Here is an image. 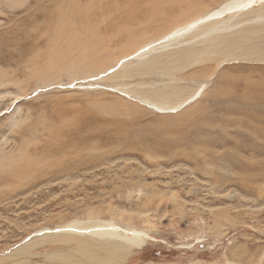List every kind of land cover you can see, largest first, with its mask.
<instances>
[{"label":"rangeland","instance_id":"rangeland-1","mask_svg":"<svg viewBox=\"0 0 264 264\" xmlns=\"http://www.w3.org/2000/svg\"><path fill=\"white\" fill-rule=\"evenodd\" d=\"M0 1V264H264V2Z\"/></svg>","mask_w":264,"mask_h":264},{"label":"bare ground","instance_id":"bare-ground-1","mask_svg":"<svg viewBox=\"0 0 264 264\" xmlns=\"http://www.w3.org/2000/svg\"><path fill=\"white\" fill-rule=\"evenodd\" d=\"M4 1V3L5 4H11V1L10 0H3ZM256 1H260V3L261 2H264V0H245V1H243L242 3H239V4H236L235 6H233V7H235V8H228L227 6H231L232 5V3H227V4H225L224 5V7H222V8H220V9H218V10H216V11H214V12H211V13H209V14H207L206 16H203V17H201V18H199V19H197V20H194L193 22H190V23H188V24H186L185 26H183V27H181V28H179L178 30H176V31H174V32H172V33H170L169 35H167V38L168 37H171V36H176V35H188L187 34V32H185L186 30H187V28H188V32H192L193 30H194V28H196L198 25H201V24H204V23H207V22H210V21H214V19L215 20H218V19H222V18H224L223 16H225L227 13H229V12H235V11H238V10H243V9H245V8H248V9H251V6H252V8H253V5H254V3L256 2ZM1 2V1H0ZM243 5V6H242ZM227 7V8H226ZM224 8H226L225 10H221V9H224ZM248 9H246V10H248ZM228 10H230V11H228ZM223 13H226V14H223ZM198 21V22H197ZM196 22V23H195ZM194 23V24H193ZM193 24V25H192ZM166 38V37H165ZM161 45V44H160ZM163 47H166L165 46V44H164V46ZM154 46L153 45H150V46H148V47H146V48H142L141 49V51L142 52H144V51H148V50H154ZM136 57H139L140 56V52H138L136 55H135ZM225 78V77H224ZM232 78H230V80H231ZM235 83H231V86H230V88L229 89H225V88H219V90H218V99L220 98V99H224V100H226L227 102H231V103H234V102H236V103H242V102H250L251 104H253V103H260V104H264V99H263V96H264V92L263 91H258V90H254V88H255V86H252V87H250L249 85H247L246 84V87H247V89L243 92V93H240V94H237V93H235ZM252 90H254V92L252 91ZM197 94H199V92H197ZM195 96V95H194ZM197 96V95H196ZM194 98V97H193ZM257 101H259V102H257ZM149 104V103H148ZM184 105V104H183ZM183 105H181V106H178V107H174V108H171L169 111H171V112H173V113H176V112H178L180 109H181V107L183 106ZM159 109H160V107H159ZM261 111V110H260ZM255 113H258V112H255ZM247 114V113H246ZM223 115V114H222ZM264 115V114H263ZM228 116V115H227ZM254 117V116H253ZM207 118H209V117H207ZM227 118V117H226ZM247 118V117H246ZM249 119V118H248ZM262 119V118H261ZM210 120V119H209ZM243 120V119H242ZM254 123H255V121H254ZM251 125V124H250ZM255 125V124H254ZM215 126V125H214ZM252 127V126H251ZM251 127L249 126V128L251 129ZM260 127V126H259ZM262 128V127H261ZM261 128H260V131L261 132H259V129L257 130V128H255V130H254V133L256 134V133H258V135L256 134V137L257 136H260L261 137V135H262V137H261V139L262 138H264V134H263V132H262V130H261ZM254 129V128H253ZM212 131V130H211ZM249 132H251V131H249ZM253 132V131H252ZM251 132V133H252ZM253 133V134H254ZM216 134V133H215ZM253 134H251V135H253ZM244 135H245V133H244ZM246 136V135H245ZM243 137V136H242ZM142 139V138H141ZM159 139V138H158ZM188 140V139H187ZM243 140V139H242ZM245 140V139H244ZM256 140V139H255ZM259 140V139H258ZM263 140V139H262ZM159 142V141H158ZM173 142H174V140H173ZM237 142H240V140L239 141H237ZM253 142V141H252ZM255 142V141H254ZM263 142H264V140H263ZM244 143V142H243ZM242 143V144H243ZM259 143V142H258ZM126 144V143H125ZM162 144H164V143H162ZM251 144H253V143H251ZM168 145V144H167ZM249 145V144H248ZM259 145V144H258ZM80 146V145H79ZM253 146V145H252ZM159 147V146H158ZM237 147H239V146H237ZM242 148V147H241ZM240 148V149H241ZM254 148V147H253ZM261 148V147H260ZM237 149V148H236ZM245 150V149H244ZM250 150V149H249ZM205 152H206V149L204 150ZM236 151V150H235ZM237 151H239L238 149H237ZM239 152H241V153H243L242 152V150H240ZM238 152V153H239ZM246 152V151H245ZM245 152H244V154H245ZM247 153V152H246ZM249 153V152H248ZM195 155V154H194ZM187 156V155H186ZM237 156H239V155H237ZM224 159V158H223ZM228 159V158H227ZM236 159V161H237V158H235ZM224 160H226V158L224 159ZM223 160V161H224ZM229 160V159H228ZM227 160V161H228ZM233 160V161H232ZM232 162H234V159L232 158ZM239 160V159H238ZM241 160V159H240ZM222 161V162H223ZM242 161H244V160H242ZM248 161H249V159H248ZM256 161V160H255ZM255 161H254V163H255ZM202 162V161H201ZM226 162V161H225ZM224 162V163H225ZM230 162V161H229ZM228 162V163H229ZM250 162V161H249ZM249 162H248V164H249ZM223 163V164H224ZM231 163V162H230ZM238 163V162H237ZM245 163H246V161H245ZM256 163H257V161H256ZM3 164V163H2ZM233 164H235V163H233ZM233 164H232V166L231 167H233ZM250 164H252V163H250ZM263 164H264V160H263ZM226 165H228V164H226ZM243 165V164H242ZM261 165V164H260ZM4 166V165H3ZM230 166V165H229ZM238 166H239V164H238ZM244 166V165H243ZM248 166V165H247ZM252 166V165H251ZM258 167V166H257ZM244 168V167H243ZM248 168V167H247ZM239 169H241V168H239ZM261 169V168H260ZM263 169H264V167H263ZM9 170V169H8ZM245 171V170H244ZM248 171V170H247ZM261 173H263V175H264V170L261 172ZM260 175V174H259ZM262 175V174H261ZM257 176V175H256ZM262 177V176H261ZM264 177V176H263ZM254 178V177H253ZM254 180V179H253ZM264 180V179H263ZM254 181H256V180H254ZM74 223V222H73ZM72 223V224H73ZM74 225H76L75 223L73 224V226ZM79 226V225H78ZM109 227H110V225H109ZM76 229V230H75ZM114 229L116 230V228L114 227ZM85 231H87V230H85ZM90 231V230H89ZM117 231V230H116ZM60 232H65V234H72V233H75V232H78L77 231V228H74V227H72V226H68V228H62L61 230H60ZM68 232H71V233H68ZM92 232V231H91ZM88 233V232H87ZM93 233V232H92ZM95 233V232H94ZM98 233V232H97ZM103 233H104V231H103ZM109 233H110V231H109ZM113 233H115L114 231H113ZM117 233H118V231H117ZM85 234V233H84ZM91 234V233H90ZM100 234V233H99ZM99 234H97L96 236H98ZM101 235V234H100ZM118 237L120 240H121V242L124 244V248L122 249L123 251H126V250H129V249H132V248H134V249H137V248H141V247H143V244H144V241L146 240L145 238H144V236L141 234V233H139V232H135V231H124V233H123V237H120V236H117V235H115V234H113V237ZM98 237H100L101 238V236H98ZM103 237V236H102ZM107 237H109V236H107ZM108 239V238H107ZM66 241H68L67 240V238H66ZM118 246H120V245H118ZM110 247H113V248H110V253H111V255H113V252L114 253H116L117 254V252H119L120 250H118L117 249V247L116 246H110ZM122 251V252H123ZM116 254H114L115 256H116ZM111 255H110V257H111ZM110 259V258H109ZM114 259H116V258H114ZM113 260V259H112Z\"/></svg>","mask_w":264,"mask_h":264},{"label":"water","instance_id":"water-1","mask_svg":"<svg viewBox=\"0 0 264 264\" xmlns=\"http://www.w3.org/2000/svg\"><path fill=\"white\" fill-rule=\"evenodd\" d=\"M223 14H226V13H223Z\"/></svg>","mask_w":264,"mask_h":264}]
</instances>
